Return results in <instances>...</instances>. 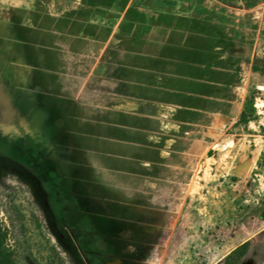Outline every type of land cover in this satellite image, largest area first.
Segmentation results:
<instances>
[{
  "label": "rangeland",
  "instance_id": "1",
  "mask_svg": "<svg viewBox=\"0 0 264 264\" xmlns=\"http://www.w3.org/2000/svg\"><path fill=\"white\" fill-rule=\"evenodd\" d=\"M14 1L0 0V264H264V0ZM128 4L106 46L90 21ZM165 25L225 87L208 111L148 122L144 148L142 121L90 122V103L111 101L130 41Z\"/></svg>",
  "mask_w": 264,
  "mask_h": 264
},
{
  "label": "crops",
  "instance_id": "2",
  "mask_svg": "<svg viewBox=\"0 0 264 264\" xmlns=\"http://www.w3.org/2000/svg\"><path fill=\"white\" fill-rule=\"evenodd\" d=\"M37 1L15 0L12 6L16 10L30 13L35 8ZM43 1L49 3L48 7L52 14H54L53 12L57 14L76 12L82 6V0ZM129 4L118 13L116 18L111 14L97 15L93 21H90L98 24V18L103 17V21H100L99 24L109 32V36L106 38V46L110 45L111 42L117 44L124 41L115 34L121 33L124 23H128ZM11 16L10 10L0 12V20L3 22H8ZM157 28L165 31L162 36L142 33L130 41L132 46L141 48H130L128 51L122 52L121 62L118 64L119 75H117L116 84L102 92L111 101L90 103V122L95 121L97 110L112 111L113 114H124L142 121L143 126L139 131L146 139L145 144H143L144 148L147 147V143L151 141L154 143L157 139L155 134L151 135V131L145 128L148 122L154 120L160 125L161 116L168 110L184 109L185 111L201 113L205 110L208 111L209 104L218 99L221 94L220 88L225 87L223 82L211 81L209 78L211 74H218L219 67L211 65V63L200 64L193 60L191 54L186 52L188 48L176 42V32H174L173 26L155 27V29ZM193 49L190 47V50ZM94 63L92 72L97 68V60ZM106 68L108 70V65ZM93 92L98 93L99 91L95 89ZM174 99L182 100L184 104L178 103ZM151 110L157 113H149ZM143 165L147 169L150 167V162L145 161Z\"/></svg>",
  "mask_w": 264,
  "mask_h": 264
},
{
  "label": "flooded vegetation",
  "instance_id": "3",
  "mask_svg": "<svg viewBox=\"0 0 264 264\" xmlns=\"http://www.w3.org/2000/svg\"><path fill=\"white\" fill-rule=\"evenodd\" d=\"M0 114H1V110H0ZM10 123H11V120H10ZM12 125L13 124L8 125L7 128H11Z\"/></svg>",
  "mask_w": 264,
  "mask_h": 264
}]
</instances>
